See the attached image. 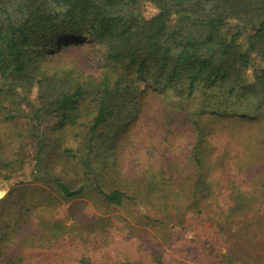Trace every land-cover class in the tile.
Segmentation results:
<instances>
[{"label":"trees","instance_id":"16d2710c","mask_svg":"<svg viewBox=\"0 0 264 264\" xmlns=\"http://www.w3.org/2000/svg\"><path fill=\"white\" fill-rule=\"evenodd\" d=\"M140 1L0 0V172L6 171L5 179L29 157L37 179L46 178L51 167L45 159L53 151L81 154L89 171L94 170L91 152L111 150L117 160L115 144L104 143L106 130L115 120L127 122L131 107L137 109L148 96L163 101L191 97L198 88H220L229 98L243 95L264 106V0H146L155 8L153 15L134 12ZM35 88L37 101H32ZM192 123L197 136L192 158L203 167L207 134L196 119ZM67 128L80 142L78 152L61 143ZM47 179L65 199L81 196L87 187L73 188L61 176ZM200 179L210 185V172ZM95 189L110 204L122 205L129 197L99 183ZM46 206L43 200L30 201L2 219L5 264H61L65 230L44 220ZM87 220L84 212L75 218L80 224ZM83 236L70 238L72 264H88L90 237Z\"/></svg>","mask_w":264,"mask_h":264},{"label":"rangeland","instance_id":"374dc122","mask_svg":"<svg viewBox=\"0 0 264 264\" xmlns=\"http://www.w3.org/2000/svg\"><path fill=\"white\" fill-rule=\"evenodd\" d=\"M133 10L155 12L146 0ZM227 96L220 88H198L191 97H146L137 109L131 107L127 122L115 120L106 130L104 143L115 144L117 160L111 150L91 152L93 171L81 154L56 151L45 159L51 167L46 178L37 179L31 157L10 179L1 171L0 189L8 193L0 201V225L21 206L43 200L44 220L65 230L61 264L74 263L70 238L81 234L90 237L88 264H264V106L243 95ZM31 100L37 101L36 88ZM193 119L207 134L203 167L192 158ZM74 133L67 128L60 139L78 152ZM209 172L206 186L200 178ZM50 176H61L73 188L85 184L86 190L65 199ZM97 183L129 197L122 205L107 203L96 192ZM82 212L87 222H75Z\"/></svg>","mask_w":264,"mask_h":264},{"label":"water","instance_id":"95a60500","mask_svg":"<svg viewBox=\"0 0 264 264\" xmlns=\"http://www.w3.org/2000/svg\"><path fill=\"white\" fill-rule=\"evenodd\" d=\"M7 193H8V190L0 189V201L6 196Z\"/></svg>","mask_w":264,"mask_h":264}]
</instances>
